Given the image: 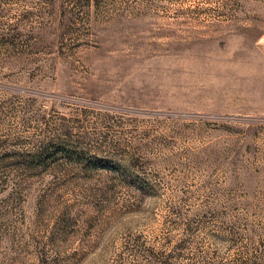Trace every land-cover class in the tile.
I'll return each mask as SVG.
<instances>
[{
    "label": "rangeland",
    "instance_id": "1",
    "mask_svg": "<svg viewBox=\"0 0 264 264\" xmlns=\"http://www.w3.org/2000/svg\"><path fill=\"white\" fill-rule=\"evenodd\" d=\"M0 264H264V0H0Z\"/></svg>",
    "mask_w": 264,
    "mask_h": 264
}]
</instances>
